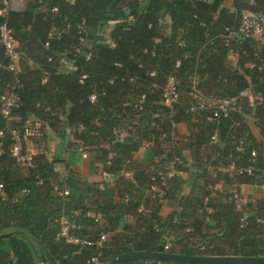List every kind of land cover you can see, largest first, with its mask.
Segmentation results:
<instances>
[{
    "label": "trees",
    "instance_id": "16d2710c",
    "mask_svg": "<svg viewBox=\"0 0 264 264\" xmlns=\"http://www.w3.org/2000/svg\"><path fill=\"white\" fill-rule=\"evenodd\" d=\"M4 1L0 26L13 30L20 58L12 70L0 41V107L3 92L17 103L8 116L0 112V264H17L19 254L27 264H95V257L108 264L133 250L167 251V233L175 238L168 252L264 256V196L242 208L229 199L244 184L264 187V41L237 36L234 60L224 38L247 11L264 12V0H26L23 10L2 13ZM170 77L179 99L168 104ZM248 88L252 105L239 97ZM142 96L143 108L134 107ZM232 97L239 98L231 113L209 120L214 104ZM45 127L62 145L88 150L93 164L118 177L114 188L63 176L45 148L34 154V167L18 164L12 132L36 141ZM144 142L155 157L147 167L135 159ZM173 162L174 176L164 179ZM55 185L70 194L59 195ZM153 185L155 208L146 195ZM162 198L173 208L165 218ZM130 214L134 226L125 222ZM61 218L75 238L111 235L101 246L71 242L59 235Z\"/></svg>",
    "mask_w": 264,
    "mask_h": 264
},
{
    "label": "built area",
    "instance_id": "2783aa9c",
    "mask_svg": "<svg viewBox=\"0 0 264 264\" xmlns=\"http://www.w3.org/2000/svg\"><path fill=\"white\" fill-rule=\"evenodd\" d=\"M5 8L3 9V12H6L7 9H12L10 7L11 0H5ZM54 10H57V8H54ZM80 29L84 30L83 26H80ZM227 34L224 35L225 38V44L229 48V56L231 59H236L238 56V50L236 48V45L234 43V40L237 36H240L242 39H250L253 38L257 41H264V12H256L253 10L247 11L243 19L241 21V24L238 28V30H234L232 28H227ZM0 37H1V43L4 45L6 50V55L9 57L12 61V65L10 68L12 70H18L19 65V58H20V52L18 51V43L15 39L13 30L8 27L6 23L2 24L0 26ZM79 51V50H77ZM245 53V51H244ZM85 77V75L83 76ZM163 96L166 101V103L171 104L179 99V91L178 87L176 85V80L174 77H170L167 81L164 89H163ZM239 97H248L250 99L249 103L252 105L254 103L253 101V94L251 89H245L241 92ZM239 97H232V98H225L223 100H220L214 104L215 106V113L214 116L210 117L209 120H214L215 118H219L220 116L227 117L231 111L234 109V104L236 100ZM91 100L95 101L96 96L92 95ZM145 101V96H142L141 100L134 105L136 108H143V103ZM17 105L16 103V96L12 91L3 92L1 95V107L0 112H2L5 116H8L11 113V110L13 107ZM205 103H199V108H204ZM195 107H192L191 110H194ZM4 134V131H0V136ZM14 136V144L12 147V156L15 159V161L18 164L25 165L28 167H34L35 166V159L34 154L28 150L25 143L27 140V133H24V136L22 137L20 132L17 130H14L12 132ZM120 139H123V135H120ZM213 139H216L214 136ZM243 148L241 146L238 147V151H241ZM253 155H256V152H253ZM84 156H87L84 154ZM233 163V162H232ZM232 169H234V164L231 165ZM240 173L248 172L251 173L252 169L249 168L247 170L244 169H238ZM175 174L174 171V162L171 163L169 167V171L162 175V177L165 178H171ZM3 185H0L2 187ZM152 188L154 190H159L158 186L153 185ZM55 189L59 195L67 196L70 194V189L67 187L59 188L58 185H55ZM230 201H232L237 208L246 207L247 202L245 201L244 197L241 195V193L237 190H234L233 194L229 197ZM247 200V199H246ZM140 212L145 211V207L142 206L139 209ZM208 212L211 213L212 210L208 209ZM96 217V221L100 220V216H94ZM61 224V231L59 232V235L61 237H65L67 240L75 243H81L85 245H97L101 246L105 241H107L108 236L107 234L103 233L99 239H89V238H75L70 234V227L65 218H61L60 220ZM174 236L167 233L164 237L163 246L164 249L169 251L171 247L174 244ZM93 263L99 264V260L97 257L92 259Z\"/></svg>",
    "mask_w": 264,
    "mask_h": 264
},
{
    "label": "crops",
    "instance_id": "0c3cea01",
    "mask_svg": "<svg viewBox=\"0 0 264 264\" xmlns=\"http://www.w3.org/2000/svg\"><path fill=\"white\" fill-rule=\"evenodd\" d=\"M25 4H26V0H11L10 7L12 8V10L21 11L25 7ZM178 128H179L178 130L179 134L181 133L182 135L183 134L185 135L188 132L187 127L184 124L179 125ZM254 132L260 140L263 139L258 130ZM52 135L56 139V141L55 142L53 141L52 144L48 145L51 149V155H48V159L50 160V162L54 161L56 169H58L63 176L64 175L67 176L70 173L75 176L85 178L90 183L99 184L100 188H103L104 185L114 188V186L117 184L116 180L118 177L106 172L104 170L103 164L101 163L93 164L92 156L88 150L83 149V147L79 145H75L74 147L73 146L69 147L66 144L62 145L61 139H59L54 134ZM70 138L72 139L71 134L68 136V139ZM150 147L151 145L144 142L140 147V149L135 153V159L139 162H142L145 167L151 166L155 159V157H152L151 155ZM84 154H86L87 156H84ZM184 154L186 158L190 157V154L187 153L186 150H184ZM49 156H51V158ZM230 169L232 168L230 167ZM125 174L124 175L127 177L132 176V174L127 171L125 172ZM180 174L184 175V177L187 176L183 172H181ZM189 180L191 181L190 178ZM217 187L219 190L225 189L224 183H219ZM263 188L264 187L261 188L257 185L244 184L240 187V190L237 191H239L241 195L248 200L252 198L253 199L257 198L256 195L260 194V191ZM191 190H192V185L190 184L189 187H187L186 192L189 194ZM115 194L117 195V192H115ZM146 195L147 198L150 199L153 196L151 190L146 191ZM161 203L162 204L160 209V215L161 217L165 218L171 213L173 208L163 198L161 200ZM100 222L103 225V227H106L108 225L107 222L101 218H100ZM125 222L128 225L134 226L136 224V217L131 214L127 215L125 218ZM121 230L122 227L119 228V231ZM110 235L111 233L107 234V236ZM19 256L21 259L18 258V260L16 261L17 264H27L25 255L19 254ZM39 264H44V263L40 262Z\"/></svg>",
    "mask_w": 264,
    "mask_h": 264
},
{
    "label": "water",
    "instance_id": "95a60500",
    "mask_svg": "<svg viewBox=\"0 0 264 264\" xmlns=\"http://www.w3.org/2000/svg\"><path fill=\"white\" fill-rule=\"evenodd\" d=\"M6 234H1V237ZM130 260L163 261L190 264H264V256H239V255H188L183 253L133 250L119 255L108 264H122Z\"/></svg>",
    "mask_w": 264,
    "mask_h": 264
},
{
    "label": "rangeland",
    "instance_id": "374dc122",
    "mask_svg": "<svg viewBox=\"0 0 264 264\" xmlns=\"http://www.w3.org/2000/svg\"><path fill=\"white\" fill-rule=\"evenodd\" d=\"M31 123H33L34 124V122H31ZM250 124H251V126H252V128H253V130L254 131H257V127L254 125V123H253V121L250 119ZM39 125V124H38ZM57 125H59V124H57ZM58 128H59V126H58ZM51 130L52 129H50V128H46L45 127V129H44V131H45V134H38L37 135V138H36V141H30V140H28V141H26V147L28 148V150L30 151V152H32L33 154H37V155H39L40 153H42V151H43V149L45 148V149H47V156L48 155H51V149H50V147L48 146L49 144H52V142L54 141H56V139L53 137V135H52V133H51ZM178 130H179V128H178ZM50 133H49V132ZM179 133V132H178ZM179 135H182L181 133L179 134ZM184 135V134H183ZM181 143V144H180ZM176 144L177 145H179L180 147H183V137L182 136H180L179 138H177L176 139ZM176 145V146H177ZM186 152L187 153H189L188 152V150H186ZM184 156H185V154H184ZM50 158H51V156H49ZM117 181V180H116ZM118 191V190H117ZM151 192H152V194H153V196H152V198H151V200L153 199V198H156L157 196H160V194H159V192H158V190H154L153 188L151 189ZM187 193V192H186ZM264 196V188L260 191V194H258V195H256V197L257 198H260V197H263ZM245 199V201L247 202V200H246V198H244ZM152 205H153V208H155L156 207V202L154 201V200H152Z\"/></svg>",
    "mask_w": 264,
    "mask_h": 264
}]
</instances>
